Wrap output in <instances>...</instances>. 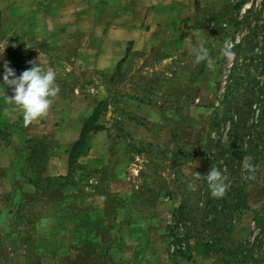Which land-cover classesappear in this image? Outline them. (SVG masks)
I'll list each match as a JSON object with an SVG mask.
<instances>
[{
  "label": "rangeland",
  "instance_id": "1",
  "mask_svg": "<svg viewBox=\"0 0 264 264\" xmlns=\"http://www.w3.org/2000/svg\"><path fill=\"white\" fill-rule=\"evenodd\" d=\"M226 40L234 61L222 55ZM200 41L211 64L195 63ZM0 52V67L40 61L68 93L92 101L87 127L108 132L113 153L95 185L105 208L78 215L70 214L82 197L78 182L42 167L58 143L45 142V158L41 147L27 158L35 204L68 215L48 222L29 213L17 254L0 239L1 264H40L27 227L60 223L77 226L79 247L76 255L70 245L60 264H117L126 243L131 264H184L197 243L210 264H264V0H0ZM248 156L255 180L246 178ZM212 167L228 177L217 202L206 179L195 180ZM233 202L234 227L218 230L229 221L220 208Z\"/></svg>",
  "mask_w": 264,
  "mask_h": 264
},
{
  "label": "crops",
  "instance_id": "2",
  "mask_svg": "<svg viewBox=\"0 0 264 264\" xmlns=\"http://www.w3.org/2000/svg\"><path fill=\"white\" fill-rule=\"evenodd\" d=\"M9 66L15 70L16 76H19L24 70L29 69L31 64L13 65L10 63ZM43 66L46 70L49 68ZM3 75L4 66H1L0 239L2 237L6 239L7 247L14 255L17 254L14 253L16 251L15 245H18L16 234L26 229L23 219L29 216V213L34 219L38 217L48 222L50 218L54 220V218L60 219L68 215L66 212L60 211L59 205L43 203L38 207L39 204H35L36 201H40V198L36 196L38 184L35 181L34 173L30 171L33 167L31 168L26 164V159L30 158L32 154L30 147L35 148L38 143L45 144L49 141L58 143L59 148L52 156L47 153V158H45L46 156L43 157L46 160L42 162V167L46 170L45 173L48 177L62 179L72 177L75 182H78L82 197L76 201L77 206L70 211L71 215H78L84 210L96 212L98 209L105 208L106 193L96 192L95 185L100 182L97 178V172L108 169L112 165L113 153L110 150L111 143L108 132L104 130L89 131L83 144L77 149L78 153L70 168V151L79 142L83 129L92 116V101L83 103L84 96H81L76 88L68 93L62 84L56 83L59 87V94L53 100L48 115L31 125L25 126L20 111L5 115V109L12 107L6 104V96H11L13 91L3 84ZM67 188L70 190L68 185L65 189ZM119 196L122 197L121 194ZM70 202H73L71 198ZM59 222L61 221L59 220ZM27 223L29 222L27 221ZM63 224L60 223L52 228L50 226L41 228L35 224H29L27 227L26 232L37 234L36 242H33L32 248L39 251L40 264H60L61 259L72 251L70 248L68 249L72 244L75 246L74 253L77 255L79 250L76 243L77 239L72 240V234L76 232L77 226L68 228ZM2 244L3 242L0 240V247ZM129 247L126 243L119 250L122 257L115 258L117 261L121 260L117 264H131L128 258L130 256ZM201 248L199 243L194 244L191 250V258L184 264H210L207 260L208 257L200 251ZM203 249L205 250V248ZM160 252L162 256L163 253H166V251L163 252V249H160Z\"/></svg>",
  "mask_w": 264,
  "mask_h": 264
},
{
  "label": "clouds",
  "instance_id": "3",
  "mask_svg": "<svg viewBox=\"0 0 264 264\" xmlns=\"http://www.w3.org/2000/svg\"><path fill=\"white\" fill-rule=\"evenodd\" d=\"M192 51L195 63L208 62L211 64L210 51L205 41H200L194 45ZM221 52L229 61H234L236 58V53L233 51V44L230 40L224 42ZM29 63L31 67L16 76L15 70L9 66L8 62H5L3 75V84L13 91L11 96H6V104L12 107L5 109V115L20 111L23 115L25 126L46 117L53 100L59 94V87L56 84L57 72L52 68L46 70L40 61L38 63L37 61H29ZM245 159L248 161V175L246 178L255 180L257 169L252 163V157L248 156ZM201 178L206 179L211 195L214 198H222L226 194L229 186L227 183L228 177L218 168L212 167L205 176L195 172V180H200ZM196 188L197 185L195 183L188 184L189 190L194 191Z\"/></svg>",
  "mask_w": 264,
  "mask_h": 264
},
{
  "label": "trees",
  "instance_id": "4",
  "mask_svg": "<svg viewBox=\"0 0 264 264\" xmlns=\"http://www.w3.org/2000/svg\"><path fill=\"white\" fill-rule=\"evenodd\" d=\"M90 121V118H89V120L87 121V123H86V126L84 127V129H83V132H82V136H81V138H80V140H79V142L76 144V145H74L73 147H72V150L70 151V168H71V166L73 165V162L75 161V156L77 155V149L80 147V145L81 144H83V141H84V138H85V136H86V134L89 132V131H97V130H102L101 128H88L87 127V124H88V122ZM36 144H37V141H36ZM39 147H41L42 148V151H41V156H46V151H45V149H46V146H45V144L44 143H38L37 145H36V147L34 148V147H30L31 148V150H32V154L30 155V158L31 157H33V159H34V157H35V155L37 154V151H38V148ZM43 159V158H42ZM41 158H40V160H42ZM211 200V199H210ZM213 201H219L220 199L219 198H214V199H212ZM213 201H210L209 202V200H208V202L205 204L204 203V205H203V207L202 208H199V210H201V211H203V213L205 212V210H206V208H207V206H209L210 204H211V202H213ZM239 206V204H236V203H231L230 205H226L225 204V206H224V209L221 207L220 208V211H222L224 214L222 215L221 214V212H217V213H220L221 215H219V216H221L220 218H221V220L223 221V219L224 220H226V219H228L229 218V221H226V223H224V225H220V223H216V226H218L219 228H218V230H222V229H225V231L227 232V233H230V231H231V229L234 227V225L232 224V212L233 211H235L236 209H237V207ZM213 208V210H215V206H213L212 207ZM226 209H227V211H226ZM226 212V213H225ZM178 213H180V217L181 218H184L185 216H187L188 215V213L186 212V211H184V207L182 206V205H180V207L178 208V210H177V213H176V215L178 214ZM207 216V215H206ZM206 216L205 217H203V221H205L206 219ZM210 220V219H209ZM213 220H214V222L217 220V218H213ZM174 221H176V223H178L179 221H178V219L176 218V217H174ZM209 224H210V222H205L203 225H205V226H209ZM227 226V227H226ZM200 228L202 227L201 225L199 226ZM199 227H193V228H199ZM190 238H197V237H190Z\"/></svg>",
  "mask_w": 264,
  "mask_h": 264
}]
</instances>
